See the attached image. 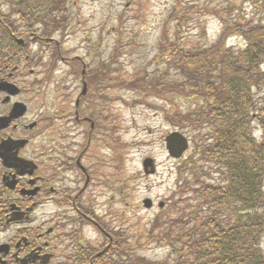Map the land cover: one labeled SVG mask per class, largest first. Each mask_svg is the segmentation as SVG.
<instances>
[{"label":"flooded vegetation","instance_id":"flooded-vegetation-1","mask_svg":"<svg viewBox=\"0 0 264 264\" xmlns=\"http://www.w3.org/2000/svg\"><path fill=\"white\" fill-rule=\"evenodd\" d=\"M50 3L59 10L65 0ZM4 7L18 4L0 0V264H130L142 247L129 244L130 185L124 163L115 166L129 131L113 109L112 79L103 84L105 70L80 60L52 121L50 84L35 63L71 64L66 30L9 20Z\"/></svg>","mask_w":264,"mask_h":264},{"label":"trees","instance_id":"trees-1","mask_svg":"<svg viewBox=\"0 0 264 264\" xmlns=\"http://www.w3.org/2000/svg\"><path fill=\"white\" fill-rule=\"evenodd\" d=\"M238 1L223 0L226 6L215 8L223 33L208 48L170 43L175 8L167 18L159 58L179 80L161 81L164 74L155 77L160 70L153 78L148 73L140 78L145 95L170 99L165 95L177 92L179 99L198 103L190 115L179 112L178 127L204 135L203 143L196 141L202 164L188 161L181 178V195L191 196L189 209L170 230L152 236L167 242L172 253L162 261L142 258V264H264V146L251 128L254 117L264 115L255 94L264 86V0H242L255 10L249 18ZM26 14L22 19L48 18L35 5ZM233 36L245 41L244 49L227 47ZM258 122L264 130V117ZM209 165L213 171L206 172ZM164 224L157 220L154 230Z\"/></svg>","mask_w":264,"mask_h":264},{"label":"rangeland","instance_id":"rangeland-1","mask_svg":"<svg viewBox=\"0 0 264 264\" xmlns=\"http://www.w3.org/2000/svg\"><path fill=\"white\" fill-rule=\"evenodd\" d=\"M178 0H69L64 7V16L68 17V36L66 40V53L70 56L80 55L87 58L97 66L104 62L113 63V67L118 70L116 78L125 80L139 79L147 73L160 70L155 76L164 74L163 82H177L175 70L169 71L168 66L162 63L159 58L164 30L167 27V18L175 9ZM241 1V2H240ZM238 1V6L243 8L248 18L252 17L254 8L248 2ZM226 5L222 0H184L183 8L177 11L176 20L169 26L171 31L170 40L179 42L180 47L191 48V46L211 45L221 34L220 20L215 8ZM9 9V8H6ZM261 13L255 18V23L261 17ZM180 25V26H177ZM182 34L180 41L177 34ZM229 45L236 49L245 46L243 39L236 37L227 40ZM94 65V64H93ZM159 65V66H158ZM48 65L42 63V67ZM67 67L60 65L56 73L50 78L51 98L55 91L61 86L64 80L60 75ZM264 71V67L262 68ZM146 72V73H145ZM70 84V82L68 83ZM72 87V84H70ZM256 99L261 108H264V87L256 91ZM115 99L119 96L129 104L116 103L114 110H118L120 119L124 120V127H130L129 132L124 135V141L116 146H123L121 152L126 156V163L123 164V174L128 177L131 198L129 208V222L131 236L130 245H142V249L136 252L134 257L145 258L152 261H162L170 256L172 247L161 241L149 240L152 231L153 220L160 214L168 215L171 221L180 219L179 211L189 209L191 202L190 195H181L182 182L178 183L180 173L186 175L184 161H199L196 152L197 143H203L204 135L190 138L191 150L180 160L172 159L165 146V136L174 131L173 124L165 120V113L156 106H145L144 104H134V100L146 98L149 105H161L166 107L170 114L181 112L182 115H190L196 107V102L186 98L179 99L177 92H174L170 99H158L154 95L137 94L126 89H116ZM157 100V101H156ZM260 118L263 116L260 115ZM177 125V123H175ZM254 128H258V138H263L264 134L260 125L255 122ZM184 134V133H183ZM189 134V133H188ZM119 152L115 150V156ZM146 158L155 159L157 173L153 176L145 174L143 162ZM119 165L115 163V166ZM189 168V167H188ZM185 170V171H184ZM206 172L213 171V166L209 165ZM187 172H189L187 170ZM191 172V171H190ZM117 175V172H115ZM180 180V179H179ZM187 190V189H186ZM155 199L156 202L171 200L161 211L158 204L153 209H146L143 205L145 198ZM142 200V203H141ZM178 202V203H176ZM189 212V211H187ZM153 221V222H152ZM153 233V232H152ZM149 235L148 238L146 236Z\"/></svg>","mask_w":264,"mask_h":264},{"label":"water","instance_id":"water-1","mask_svg":"<svg viewBox=\"0 0 264 264\" xmlns=\"http://www.w3.org/2000/svg\"><path fill=\"white\" fill-rule=\"evenodd\" d=\"M168 149L175 158H180L188 149V140L180 133H174L167 139ZM148 162H146L147 165ZM147 202L146 204H148ZM147 206H150L149 204Z\"/></svg>","mask_w":264,"mask_h":264}]
</instances>
